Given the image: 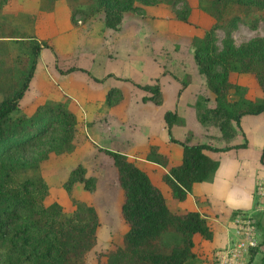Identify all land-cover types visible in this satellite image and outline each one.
Instances as JSON below:
<instances>
[{
    "label": "trees",
    "instance_id": "trees-1",
    "mask_svg": "<svg viewBox=\"0 0 264 264\" xmlns=\"http://www.w3.org/2000/svg\"><path fill=\"white\" fill-rule=\"evenodd\" d=\"M6 1L0 0V6ZM180 1L65 0L72 22L102 12L104 24L115 30L120 29L125 12L140 10L141 3L176 5ZM198 1L201 12L211 16L212 21L201 39L202 44H191L192 59L213 97L210 99L203 93L191 110L196 123L207 129L216 128L218 134L212 136L224 144L204 140L190 143L173 136L171 128L178 114L166 109L168 139L182 144L180 162H172L169 152L157 144L136 149L150 167L140 165L133 155L105 149L115 167L121 190L119 213L127 225L121 241H115L110 247H102L98 239L101 220L97 208L73 190L77 182H82L87 189L95 187L93 176L85 175L81 162L70 169L63 181L73 209L65 211L57 200L45 202L49 184L39 170L40 164L50 155L71 151L74 136L83 131L82 124L77 119L76 106L70 107L66 101L44 102L36 105L31 115L13 116L29 87L41 47L53 48V45L50 38L37 37L34 29L37 14L19 10L17 17L26 22L21 26H10L0 20V93L3 92L0 98V264H91V252L95 254V264L102 261L104 264H195L199 243L212 238V227L198 210L181 211L173 208L170 201L175 204L184 200L195 182L213 176L219 160L206 150L220 152L247 146L246 139L233 141L244 114L264 113V35L238 45L232 37L240 13L264 10V0ZM55 2L39 0V12L52 10ZM188 13L189 4L184 0L176 17L191 22ZM217 28L225 32L221 47L216 42ZM241 72L249 73L256 81L258 98L245 96V86L233 74ZM134 83L150 91L142 95V101L163 102L158 82ZM111 91L120 94L117 88ZM231 91L237 93L236 98H229ZM54 124L60 125V134L47 147L28 155L27 146ZM259 159L264 163V142ZM148 168L155 172L161 170L159 180L166 185L167 195L151 178ZM26 171L31 175H26ZM240 211L233 210L232 214ZM255 248H249L251 257ZM250 260L244 264H250Z\"/></svg>",
    "mask_w": 264,
    "mask_h": 264
},
{
    "label": "rangeland",
    "instance_id": "rangeland-1",
    "mask_svg": "<svg viewBox=\"0 0 264 264\" xmlns=\"http://www.w3.org/2000/svg\"><path fill=\"white\" fill-rule=\"evenodd\" d=\"M60 1L58 0V2ZM186 1L189 4L188 17L191 22H184L176 17L177 10L183 8L184 0L176 5L166 2L141 3L140 10L125 12L124 21L120 29L117 30L104 24L102 12L96 13L86 20L76 19L70 25V9L64 0L57 4L52 13H50L51 11L48 13L39 12V0H7L0 6V20L10 26H21L22 23H26L17 17L16 13L19 10L37 14L34 22L37 37L48 36L53 45V48L44 46L40 50L34 75L13 116L21 113L31 115L36 105L44 102L66 101L70 107L76 106L77 119L82 124L83 131L74 136L72 141L74 146L71 151L50 155L51 157L43 160L40 164L39 170L49 184L45 202L57 200L65 211L69 212L73 209L63 181L70 169L81 162L86 169L85 175L93 176L95 187L87 189L84 188L82 182H77L73 190H75V194L86 198L97 208L101 220L98 239L102 247H110L115 241H121V233L127 227L119 213L121 190L116 182L115 167L105 149L118 150L128 155L138 148L144 149L143 144H134V132L138 130L140 121H144L143 125L147 123L148 116L146 115L152 112V129L163 132L160 137L163 139L166 136L168 143L166 142L163 146L159 143L150 144H157L164 148L163 150H167L172 162H180L182 144L168 139V130L164 120L166 109L175 110L178 114L177 120L171 128L173 136L190 143L204 140L216 145L224 144V141L212 136L218 134L216 128L207 129L196 123L191 110L203 93L210 99L213 97L212 90L206 87L204 80L195 70L192 59L193 45H191L202 44L201 39L212 21V17L201 12L198 0ZM240 14V19L232 30V37L236 45L253 37L264 35V10L242 11ZM215 35L217 45L221 47L224 43V29L217 28ZM69 66L75 68L69 71L60 70ZM73 72L89 74L94 82L92 86L95 88L97 84L99 88L105 90L106 98L98 100L95 106L88 101L81 100L76 104V101L69 96L70 94L64 92V88L67 87L63 83L64 81L62 82L65 75ZM233 74L245 86V96L259 97L255 92L256 81L249 73ZM134 82L140 84L158 82L163 102L156 104L152 101H142V95L150 94V91ZM111 88L119 89L120 94L117 95L112 91L109 93ZM2 94L3 92L0 93V98ZM130 95H133L131 103L137 97L132 105H139L140 112L138 113V110L133 108L134 115L130 110L128 111V106L131 105L128 101ZM124 96L127 98V103L125 107L117 111V114L121 113L128 119L118 118L119 121L114 120L113 126L111 119L108 116L104 117V112H107L110 105L122 102ZM236 97L237 93L231 91L229 98ZM130 116L133 117L130 118ZM115 128H121L122 131L117 133ZM237 128L238 134L233 141L241 142L246 139L247 146L229 149L227 152L234 156L235 161L232 163L239 164L238 160L244 156L245 150L248 149L251 160L244 168H240L238 174H236L235 163L232 164L228 162L229 160L223 161L220 170L224 172L225 177L215 171L210 179L200 183L205 187V190L210 189L213 195L225 193L228 196L226 190L234 188L237 183L241 181L249 183L254 162L264 166V163L256 158V155L260 157L264 142V113L244 114L241 117V126ZM60 131V125L54 124L39 139L27 146L26 153L33 155V151L47 147L51 140L60 134ZM214 152L208 153L212 157H216L217 153ZM133 156L136 157L140 165L150 167V163L145 161L137 151H134ZM260 169L264 168L260 167ZM148 171L151 178L161 185L167 195L166 185L159 180L161 170L155 172L148 168ZM25 174L31 175V172L26 171ZM195 186L197 187V185ZM193 192L194 189H191L187 193V200L188 197L192 200ZM252 197H254L253 206L248 211H257L258 193L255 190ZM181 202L175 201V205L170 201L173 208L178 207L179 210L184 211L186 208L181 207ZM213 212L216 216L221 215L219 209H215ZM261 228L264 229V226ZM230 234L232 239L229 243L232 244L237 239V234L233 230H230ZM94 256L95 254L91 252L89 259L91 264L96 262ZM261 257V252H259L252 264H262ZM100 264H104V262L102 261Z\"/></svg>",
    "mask_w": 264,
    "mask_h": 264
},
{
    "label": "crops",
    "instance_id": "crops-1",
    "mask_svg": "<svg viewBox=\"0 0 264 264\" xmlns=\"http://www.w3.org/2000/svg\"><path fill=\"white\" fill-rule=\"evenodd\" d=\"M60 2L56 0L54 4V8L50 10L51 12L47 11L46 13L48 12L52 13L56 9L57 4H60ZM201 15L202 13L200 12V16ZM69 16H70V13H69ZM70 22H71L70 23L71 25L73 23L71 19H70ZM46 37L49 38L48 36ZM43 47L44 46H42L41 49ZM39 54H40V51H39ZM38 59H39V55H38ZM36 65H37V62H36ZM62 82L67 87L66 89L64 88L65 90L64 92L69 93L70 94L69 96H71V98H73L76 101V102L74 101L76 104H78L77 102L81 100V101H88L89 103H92L95 106L98 100L103 99L105 97V90H102V88H99L97 84L95 88L92 86L94 85V82L90 78L89 74L87 75L83 72L68 73L67 75L64 76ZM132 98H133V95H130L128 97V101L131 104L130 106H128V111L130 110V112L134 115L133 108H136L138 110V113L140 111H139V105L137 104H136L137 106L132 105V103L136 101L137 97L133 99V102L131 103L130 101L132 100ZM126 100L127 98L124 96L122 102L119 101L118 103H115L114 105H110L109 108L107 107L108 109L106 110L108 113L104 112V117L108 116V118L111 119V123L113 126H114V120L119 121L118 118H124V119L127 118V116L122 115L121 113L117 114V111H119L120 108L125 107L127 103ZM152 114L153 113L150 112L149 115H146L148 116V118H147V123L145 125H143L144 121H140V126H138L137 128L138 130L134 132V137H135L134 144L137 143L138 145L143 144L144 146H146L150 143H159L161 144V146H163L165 145L166 142L168 143L166 136H164L163 139L160 137V134L163 132L152 129V125H151V122L153 121ZM104 117L102 115V118ZM132 117L133 116H130V118ZM115 131L118 133V131H122V129L115 128ZM134 151L130 152L129 155H133ZM207 151L210 152L209 150H206V152ZM227 151L228 150L220 151V152L213 151L214 153H217L215 158L219 159V165H218V168L216 169V173H218L222 177H225L223 174L224 172L220 170L222 168L221 166L223 164V161L229 160L228 162L230 163H232V161H235L234 156L232 154H229ZM244 153H245L244 156L238 160L239 164H236L234 162L237 167L236 174H238L241 167L244 168L251 160L250 159L251 155H249L250 152L248 151V149H246ZM256 158L259 159V155H256ZM260 167L264 168V166L260 165L257 162H254V168L251 169L249 183L246 184V183H243V181H241L240 183H237V186H235L234 188H231L230 190H226V192L228 193V196L225 193H221L220 195H213L210 189L205 190V187L202 184H200L203 181H199V182H195L192 185L191 189H194V192L191 197L192 200H190V197H188V200L186 198L184 200H181L182 201L181 202L182 204H180L181 207L186 208V209L198 210L203 216H205L208 224L212 227V230H213V236L211 239H202L200 241L199 247L197 250L195 264H218L217 258L215 256V252L219 250L220 248L226 246L229 243V241L232 239L230 230L231 231L233 230L235 232L234 214H232L233 213L232 211L236 209L244 210L253 215L254 220L258 221V224L256 225V233L258 232L259 234V235L256 234L258 243L255 246L256 247L255 253L251 257L249 250L247 252H244L242 256V261L241 263H238V264H244L245 262L249 260V258H251L250 264H252V262L254 261L255 257L257 256L259 252H261V255H262L261 260H262V264H264V229L261 228L262 226H264V222H263L264 212H262V210L248 211V209H250L251 206H253V198H254L252 197L253 191L255 190L257 193L258 183L261 181L264 182V169H260ZM255 173H258V174H255ZM195 185H197V187ZM215 209H219V211H221L220 216L215 215V212H213L215 211Z\"/></svg>",
    "mask_w": 264,
    "mask_h": 264
},
{
    "label": "built area",
    "instance_id": "built-area-1",
    "mask_svg": "<svg viewBox=\"0 0 264 264\" xmlns=\"http://www.w3.org/2000/svg\"><path fill=\"white\" fill-rule=\"evenodd\" d=\"M257 210L264 209V182L258 183ZM235 234L237 239L215 252L218 264H238L242 261L244 252L255 247L258 243L256 237V225L251 213L240 211L234 215Z\"/></svg>",
    "mask_w": 264,
    "mask_h": 264
}]
</instances>
